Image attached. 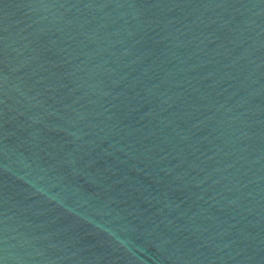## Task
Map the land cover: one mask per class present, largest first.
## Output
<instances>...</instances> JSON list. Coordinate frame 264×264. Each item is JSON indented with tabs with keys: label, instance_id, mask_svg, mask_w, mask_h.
I'll list each match as a JSON object with an SVG mask.
<instances>
[{
	"label": "water",
	"instance_id": "water-1",
	"mask_svg": "<svg viewBox=\"0 0 264 264\" xmlns=\"http://www.w3.org/2000/svg\"><path fill=\"white\" fill-rule=\"evenodd\" d=\"M0 264H264V0H0Z\"/></svg>",
	"mask_w": 264,
	"mask_h": 264
}]
</instances>
